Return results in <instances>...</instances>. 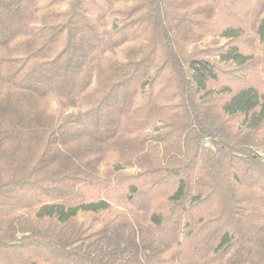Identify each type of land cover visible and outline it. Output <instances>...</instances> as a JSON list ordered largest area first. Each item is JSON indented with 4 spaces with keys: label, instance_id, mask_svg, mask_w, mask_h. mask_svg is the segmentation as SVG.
I'll return each instance as SVG.
<instances>
[{
    "label": "trees",
    "instance_id": "1",
    "mask_svg": "<svg viewBox=\"0 0 264 264\" xmlns=\"http://www.w3.org/2000/svg\"><path fill=\"white\" fill-rule=\"evenodd\" d=\"M214 28L264 45V0H0V264H264V90Z\"/></svg>",
    "mask_w": 264,
    "mask_h": 264
},
{
    "label": "rangeland",
    "instance_id": "2",
    "mask_svg": "<svg viewBox=\"0 0 264 264\" xmlns=\"http://www.w3.org/2000/svg\"><path fill=\"white\" fill-rule=\"evenodd\" d=\"M113 18L115 17L112 16L109 21L112 22ZM214 21H216L215 22L216 28L222 25L225 26L229 22L227 21V19L224 17V14L219 9H218L217 15L215 16ZM252 39H253V36L251 34H248L244 37L228 38L222 34L221 29L214 28L213 32L204 33V36L200 40L192 43L191 45L188 46V48L190 50L197 49V50L203 51V50H208V48L213 47L215 45H219V46L226 45V44L228 45L230 44V42L235 41V43L239 45V48L244 54L251 55V57L253 58L251 64L246 68V71L244 70V68H243V71H240L241 76H243L245 80V84L253 83V84L258 85L262 90H264V66H263L264 61L260 60V58L264 56V45L262 44L259 45L257 41H254ZM129 43L131 42H127L119 46L116 49V53L119 57H122L124 55L125 50L127 46L129 45ZM204 52H205L203 53L204 55L206 54L207 57L213 58V56H211L209 53H207L206 51ZM219 58L221 57L220 56L216 57L217 60ZM238 65H239L238 62L234 59H230L229 61H222V64H221L222 68L234 69V70L239 68ZM240 79L241 78H238V77L230 78L222 74L221 82L219 81L216 87L220 88L221 85L224 83L226 84L229 83V84L238 86V84L242 83V80ZM50 103H51V107L55 109L57 106L56 100H52ZM258 151L261 152L262 150L258 149ZM114 163H115L114 158H108V160L104 161L103 164L101 165V171L104 172L105 175H107L108 172H111V170L114 169L115 167ZM140 172H141V168H139L138 166H130V167H126L122 169L121 174L124 176V180L122 182H119V181L115 182L111 193L100 192V193H97L94 196V198H99V197L106 198L107 194H110V196H112L111 197L112 199H110L112 203L111 213L115 214L118 211L126 210V208H129L130 207L129 205H131L128 199L126 198V194H125L128 186L131 183L141 185L142 183L145 184L149 182V180L147 179L138 180L135 178H130L131 176L138 175ZM85 217L86 215H81L82 219H84ZM102 218L103 216H100L99 220Z\"/></svg>",
    "mask_w": 264,
    "mask_h": 264
}]
</instances>
